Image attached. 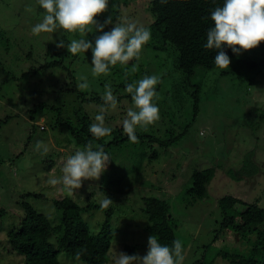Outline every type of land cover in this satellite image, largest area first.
I'll use <instances>...</instances> for the list:
<instances>
[{"label": "rangeland", "instance_id": "374dc122", "mask_svg": "<svg viewBox=\"0 0 264 264\" xmlns=\"http://www.w3.org/2000/svg\"><path fill=\"white\" fill-rule=\"evenodd\" d=\"M149 1L110 0L108 10L97 20L103 24L112 17L114 23L116 19L132 21L148 28L153 21ZM116 2L119 6L114 9ZM29 4L31 10L25 11ZM43 11L36 0H0V264L20 263L21 257L9 249L6 234L18 228L23 217L22 202L47 217L52 227L49 239L56 247L61 212L53 203L63 199L84 208L82 219L90 234L99 232L106 213H110L112 238L107 264H113L115 250L129 255L147 253L150 234L145 230V197L167 201L176 239L185 248L183 264H230V259L223 258L224 253L245 256L249 250L245 241L231 229L219 231L222 216L218 200L230 196L264 209V73L239 79L221 77L219 69L199 70L192 83L201 86V99L197 116L191 121V104L187 100L170 103L168 89L174 90V83L180 91L183 88L181 78L172 80L171 61L165 55L144 46L139 61L118 63L110 67L107 75L93 77L91 50L71 55L67 48L56 44L63 39L67 45L82 37L94 44L97 34L102 33L73 34L58 29L35 36L31 28L42 21ZM112 26H106L105 31ZM227 54L232 55V51ZM59 61L62 66L50 65ZM124 67L130 75L137 72L135 80L144 75L161 77L156 86L160 120L146 130L138 128L136 133L164 138L168 130L178 134L189 125L187 131L168 148L136 141L111 150V161L100 179L86 180L80 189L67 192L60 186L48 185V174L60 177L63 162L79 148L58 120H70L76 125L75 111L79 110L93 123L103 105L81 102L78 94L65 92L72 87L67 73L72 72L76 86L78 77H87L90 87L78 89L86 94L85 99L91 95L101 98L105 84L111 85L118 106L105 113V123L116 128L122 126L127 109L133 107L131 94L119 78ZM37 142L46 144L48 152L36 151ZM250 151H254L258 173L252 178L231 176ZM152 154L156 157L152 158ZM205 169L214 171L207 197L192 198L187 194L190 176L195 170ZM27 194L38 197H23ZM106 195L113 203L102 208L100 201ZM58 261L81 264L63 251Z\"/></svg>", "mask_w": 264, "mask_h": 264}, {"label": "trees", "instance_id": "16d2710c", "mask_svg": "<svg viewBox=\"0 0 264 264\" xmlns=\"http://www.w3.org/2000/svg\"><path fill=\"white\" fill-rule=\"evenodd\" d=\"M223 2L224 0H167V3L161 4L160 0L149 1L153 21L148 26L151 39L145 46L155 54L165 55L167 60L171 61L169 74H172L174 81L181 78L183 89L180 91L175 83L171 86L174 90L168 89L171 93L170 103L187 100L191 104V121L197 116L201 99V86L199 83H192V78L199 70L218 69L214 64L216 50L206 49L204 44L207 41L208 29L214 26L211 11L217 6H222ZM224 51L227 53L232 50L225 46ZM229 57L231 58L229 69L227 71L219 69L221 77L243 79L248 78L249 74L257 76L264 73V42L253 50L242 52L239 56L232 52ZM50 65L62 66V62H52ZM120 72L122 74L119 78L123 79L122 87L137 77V72L130 75L127 67ZM67 77L72 81V87L65 92L78 94L81 102L103 104L100 97L91 95L90 99H85L86 94L79 93L72 72H68ZM52 109L59 112L58 109ZM79 113V110L75 111L76 125H72L70 120L63 122L58 120L59 126L68 129L70 141L77 147L83 148L91 141L93 145H103L105 152L109 154L113 149L132 143L124 134L122 126L112 128L110 136L97 140L89 132V126L92 124L89 116L86 113L82 115ZM188 127L189 125L184 126L183 132L178 134L168 130L164 138L136 133L137 141L155 143L162 148H168L185 134ZM253 155L254 151L247 152L240 169L231 176L254 177L258 173V166L253 161ZM151 157L155 158L156 155L152 154ZM213 175V169L193 171L190 176L191 187L187 194L199 200L207 197V187ZM26 196L38 197L36 194H27L23 197ZM143 203L147 220L145 230L150 235L155 234L159 242L171 246L176 240V226L168 214L167 201L157 197H145ZM53 205L61 212L60 225L57 227L60 236L56 241V247L49 239L52 227L47 217L35 211L27 202L21 203L23 217L20 224L18 228L6 234L10 251L21 257L19 264H60L58 261L60 251L81 264H107L112 238L109 226L110 213H106L99 232L90 234L87 224L82 219L84 208L69 199L54 201ZM218 207L222 216L218 224L219 231L231 229L238 235L239 240L245 241L249 246L245 256L224 253L223 258L230 259V264H264V209L230 196L219 199ZM77 254L79 260L76 259Z\"/></svg>", "mask_w": 264, "mask_h": 264}, {"label": "clouds", "instance_id": "9594fccd", "mask_svg": "<svg viewBox=\"0 0 264 264\" xmlns=\"http://www.w3.org/2000/svg\"><path fill=\"white\" fill-rule=\"evenodd\" d=\"M110 0H36L44 11L42 21L31 28V33L40 36L42 33H55L58 29L67 33L88 34L102 33L92 41L82 37L72 39L67 45L61 39L56 46L67 48L71 55L78 53H92V75L99 77L107 75L110 67L118 63L126 65L133 59L139 61L143 47L150 41L151 32L147 27L132 21H122L108 17L101 24L97 17L108 10ZM161 4L167 0H160ZM119 5L113 4L114 9ZM31 5L25 11H30ZM211 20L214 23L207 31L206 49H215V67L227 70L231 58L224 51L225 46L237 56L244 51L257 48L264 42V0H224L222 6L211 11ZM113 25L111 30L105 27ZM77 88L86 90L90 87L87 77L77 78ZM161 83L158 75H144L139 80L126 83L125 91L131 94L133 107L127 109L126 118L122 121V128L127 138L136 142L137 129H147L160 120V109L156 101L160 99L156 86ZM105 92L101 96L103 105L98 108L94 122L89 126V132L97 140L110 136L112 128L105 123V113L118 106L111 85L105 84ZM36 151L48 152V146L37 142ZM111 159L101 144L93 145L89 141L83 148H77L74 154L69 155L63 162L60 177L50 172L46 183L51 186H60L64 191L71 192L80 189L86 180H99L107 170ZM113 200L107 195L100 201L102 208H107ZM148 250L143 256L129 255L117 252L113 256V264H183L185 248L181 240L176 239L172 245L161 244L155 234L148 237ZM79 254L76 259L79 260Z\"/></svg>", "mask_w": 264, "mask_h": 264}]
</instances>
